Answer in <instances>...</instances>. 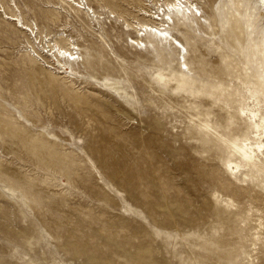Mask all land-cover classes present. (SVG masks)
<instances>
[{
    "label": "rangeland",
    "instance_id": "rangeland-1",
    "mask_svg": "<svg viewBox=\"0 0 264 264\" xmlns=\"http://www.w3.org/2000/svg\"><path fill=\"white\" fill-rule=\"evenodd\" d=\"M163 1L0 0V264H264V8Z\"/></svg>",
    "mask_w": 264,
    "mask_h": 264
},
{
    "label": "bare ground",
    "instance_id": "bare-ground-1",
    "mask_svg": "<svg viewBox=\"0 0 264 264\" xmlns=\"http://www.w3.org/2000/svg\"><path fill=\"white\" fill-rule=\"evenodd\" d=\"M13 1V0H12ZM61 2H63L64 0H60ZM77 7L82 8L81 7V2H79V0H73ZM152 1V0H151ZM260 4V6H262L264 8V0H257ZM155 2V1H154ZM164 3L159 5L158 7H154L155 11H152V8L150 9H140L141 12L145 15L150 17L148 20H150L149 22H135V25H132V28H134L136 30L137 35H146V34H150L151 32H153V35L155 37H160L163 38L165 40H170V43L175 47L178 48L179 50L183 49L184 46L181 44V42L174 36H172L169 31L166 29L169 26V22L171 21V14L175 13V15L180 14V12H185L186 10H188L191 7H193V3L189 2V0H164ZM185 2V4L183 3ZM85 2H82V4ZM86 4V3H85ZM157 4L154 3L152 4L153 6ZM184 4V5H183ZM88 5V4H87ZM187 5V7H186ZM162 7V8H160ZM88 10L91 9V12L94 13V10H92V8L88 5L87 6ZM149 8V7H148ZM194 8H197L196 6H194ZM110 12H112L110 10ZM191 12V11H188ZM12 16H17L16 19L17 21L20 23V26L25 29V30H30L31 33H33V28L29 27L28 24H25L23 21H21V18L18 17V15H12ZM13 19H15L14 17H12ZM168 23V24H166ZM157 25V26H156ZM141 39L135 38V42L139 43ZM69 46H73L72 44H68ZM56 51L55 56L56 57H61L63 59H66L67 61H73L75 56V52L70 51L69 49L71 48H67L63 45H61V43L57 40L53 41V46L50 48V50L54 49ZM72 49H74V46L72 47ZM252 120H254L255 122V127L257 128V130H262L261 133H257L255 134L256 139H258V141H256L253 145H249L247 143L243 144L245 149H240V162L241 164L245 165V166H250L252 168L258 169L259 165L257 164L258 158H255L256 153L260 152L263 153L264 152V142H262V138L264 135V127L262 126V119L259 118V121H255L257 118V114L255 112H251L250 114ZM263 134V135H262ZM264 141V139H263ZM235 149H237L239 151V149L237 147H235ZM239 164H237L238 166ZM240 166V165H239Z\"/></svg>",
    "mask_w": 264,
    "mask_h": 264
}]
</instances>
